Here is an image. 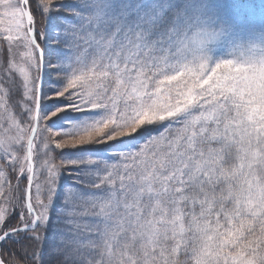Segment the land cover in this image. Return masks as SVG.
<instances>
[{"label": "snow or ice", "instance_id": "snow-or-ice-1", "mask_svg": "<svg viewBox=\"0 0 264 264\" xmlns=\"http://www.w3.org/2000/svg\"><path fill=\"white\" fill-rule=\"evenodd\" d=\"M0 264H264V0H0Z\"/></svg>", "mask_w": 264, "mask_h": 264}, {"label": "rangeland", "instance_id": "rangeland-1", "mask_svg": "<svg viewBox=\"0 0 264 264\" xmlns=\"http://www.w3.org/2000/svg\"><path fill=\"white\" fill-rule=\"evenodd\" d=\"M254 3L259 4L260 0H253Z\"/></svg>", "mask_w": 264, "mask_h": 264}]
</instances>
